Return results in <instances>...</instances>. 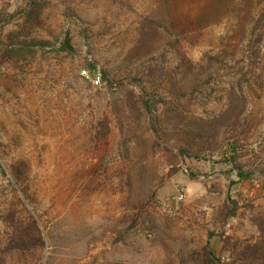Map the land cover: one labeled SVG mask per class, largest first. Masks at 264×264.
Here are the masks:
<instances>
[{"label": "rangeland", "instance_id": "374dc122", "mask_svg": "<svg viewBox=\"0 0 264 264\" xmlns=\"http://www.w3.org/2000/svg\"><path fill=\"white\" fill-rule=\"evenodd\" d=\"M0 264H264V0H0Z\"/></svg>", "mask_w": 264, "mask_h": 264}, {"label": "built area", "instance_id": "2783aa9c", "mask_svg": "<svg viewBox=\"0 0 264 264\" xmlns=\"http://www.w3.org/2000/svg\"><path fill=\"white\" fill-rule=\"evenodd\" d=\"M82 74H84V71H82ZM182 197V195H180Z\"/></svg>", "mask_w": 264, "mask_h": 264}, {"label": "trees", "instance_id": "16d2710c", "mask_svg": "<svg viewBox=\"0 0 264 264\" xmlns=\"http://www.w3.org/2000/svg\"><path fill=\"white\" fill-rule=\"evenodd\" d=\"M89 66L93 68V66L91 64Z\"/></svg>", "mask_w": 264, "mask_h": 264}]
</instances>
